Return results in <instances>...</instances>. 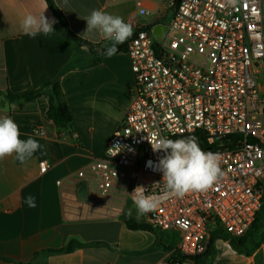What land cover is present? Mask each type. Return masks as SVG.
I'll return each mask as SVG.
<instances>
[{
	"label": "built area",
	"instance_id": "2783aa9c",
	"mask_svg": "<svg viewBox=\"0 0 264 264\" xmlns=\"http://www.w3.org/2000/svg\"><path fill=\"white\" fill-rule=\"evenodd\" d=\"M132 1L125 22L134 31L126 48L134 99L102 155L73 174L74 182L85 185L90 200L120 189L132 201L137 186L160 195L163 174L153 168L164 153H154L147 138L202 133L204 151L221 157L223 178L144 215L153 228L177 238L179 255L200 256L213 229L242 237L263 204L264 0H169L154 24L140 18L149 14L147 0ZM156 24L165 26L159 39L151 32ZM30 132L44 135L36 123ZM38 168L46 172L47 161ZM172 252L156 264H178Z\"/></svg>",
	"mask_w": 264,
	"mask_h": 264
},
{
	"label": "crops",
	"instance_id": "0c3cea01",
	"mask_svg": "<svg viewBox=\"0 0 264 264\" xmlns=\"http://www.w3.org/2000/svg\"><path fill=\"white\" fill-rule=\"evenodd\" d=\"M69 29L91 42L103 43L98 34L82 36L84 18L93 9L120 16L126 21L134 11L132 0H53ZM167 3V2H166ZM163 0H147L149 14L142 22L154 24L162 13ZM45 9V11H44ZM44 15L56 23L50 36L32 39L20 29L28 14ZM57 20L45 0H0V91L20 92L56 78L73 58L74 66L60 77V86L72 114V122L57 127L48 117L46 97L9 103L0 95V116L11 117L21 139L29 136L44 146L25 164L13 157L0 160V264H156L169 259L166 247L177 238L154 228L130 230L124 223L133 202L120 189L101 200L82 199L74 176L102 155L112 132L118 128L134 99L133 75L128 55L118 53L100 62L89 61V50L56 29ZM36 123L43 136L30 132ZM78 137H72V133ZM47 161L40 173L38 163ZM56 182H60L57 184ZM28 195L36 207L25 203ZM149 224V223H148ZM176 240H175V239ZM83 244L69 253L50 250L70 241ZM212 264H264V228L247 256L236 254L223 240H215ZM180 264H191L182 261Z\"/></svg>",
	"mask_w": 264,
	"mask_h": 264
},
{
	"label": "clouds",
	"instance_id": "9594fccd",
	"mask_svg": "<svg viewBox=\"0 0 264 264\" xmlns=\"http://www.w3.org/2000/svg\"><path fill=\"white\" fill-rule=\"evenodd\" d=\"M231 2L235 3L236 0ZM44 11L39 14L30 13L20 21V29L24 35L35 39L40 34L50 36L54 33L53 25L56 21L48 19ZM84 20L87 27L82 36L96 33L100 38L110 41V46H107L103 53L107 57L115 55L119 51L118 46L134 35L132 24L101 9H93ZM147 139L154 153H164L153 168L154 171L162 172L164 189L160 195L147 194L148 190L143 186L134 189L130 196L137 220L149 212L156 211L167 199L183 198L193 192L212 189L224 176L221 157L216 153L204 151L195 136L171 139L155 134ZM43 149L44 146L31 136L21 139L20 128L11 117L0 116V160L13 157L20 164H25L38 151L43 152ZM25 203L30 208L36 207L32 195L26 197ZM127 215L132 217L131 208Z\"/></svg>",
	"mask_w": 264,
	"mask_h": 264
},
{
	"label": "trees",
	"instance_id": "16d2710c",
	"mask_svg": "<svg viewBox=\"0 0 264 264\" xmlns=\"http://www.w3.org/2000/svg\"><path fill=\"white\" fill-rule=\"evenodd\" d=\"M47 7L57 20L56 29L69 36L76 45L85 46L88 48L90 56V62H100L107 56L103 55L107 46H110V42L104 41L103 43H91L71 32L68 23L58 7L54 4L53 0H45ZM150 28L149 26L147 27ZM128 40L119 45V51L116 53H126ZM115 54V55H116ZM73 58L61 69L59 75L50 80H45L36 87H31L27 90L20 92L0 91V95H3L6 101L9 103H18L33 101L39 97H46L48 101V108L46 116L57 127H65L72 122V114L66 103L64 93L60 86V77L69 69L74 66ZM188 136H195L198 138L200 147L205 150L208 145L204 135L200 132H196L191 135H185L180 137H172L171 139L185 138ZM124 223L130 230H145L154 233V228L148 223H137L132 218L125 217ZM264 228V199L262 207L259 213L256 215L254 222L248 228L246 233L242 237H233L225 233L221 228L212 230L209 234L208 248L206 252L200 256L186 257L181 256L179 253L171 247H166V250H172L171 262H177L180 264L182 261H189L191 264H212L214 256L216 254L215 240L221 239L225 241L231 249L239 255L247 256L252 246L255 245L257 237L260 231ZM83 244L74 240L70 241L67 246L59 249L50 250L52 253H69L75 248L82 247Z\"/></svg>",
	"mask_w": 264,
	"mask_h": 264
},
{
	"label": "water",
	"instance_id": "95a60500",
	"mask_svg": "<svg viewBox=\"0 0 264 264\" xmlns=\"http://www.w3.org/2000/svg\"><path fill=\"white\" fill-rule=\"evenodd\" d=\"M177 2H178V0H176V4H177ZM164 30H165V26L162 24H156V25L152 26V28H151L152 35L157 39H159L161 37ZM108 42H110V41H108ZM78 194H79L80 198H82V199L86 198V187L84 184H82L79 187Z\"/></svg>",
	"mask_w": 264,
	"mask_h": 264
},
{
	"label": "rangeland",
	"instance_id": "374dc122",
	"mask_svg": "<svg viewBox=\"0 0 264 264\" xmlns=\"http://www.w3.org/2000/svg\"><path fill=\"white\" fill-rule=\"evenodd\" d=\"M168 1H169V0H163V4H165V3L168 2ZM165 12H166V15H165V21H166L167 18L169 17V15H170V10H166ZM161 14H162V13H160L159 16H161ZM140 18H141V20H144L146 17H143V16H142V17H140ZM260 81H262V79H261ZM215 229H217V228H215ZM215 229H213V230H215ZM261 231H262V230H261ZM261 231H260V232H261ZM259 234H260V233H259ZM174 239H175V238H174ZM175 240H176V239H175Z\"/></svg>",
	"mask_w": 264,
	"mask_h": 264
},
{
	"label": "flooded vegetation",
	"instance_id": "af4514ba",
	"mask_svg": "<svg viewBox=\"0 0 264 264\" xmlns=\"http://www.w3.org/2000/svg\"><path fill=\"white\" fill-rule=\"evenodd\" d=\"M176 0H174V2H175Z\"/></svg>",
	"mask_w": 264,
	"mask_h": 264
}]
</instances>
